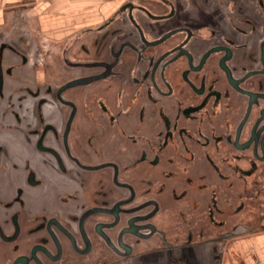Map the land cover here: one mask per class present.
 Returning <instances> with one entry per match:
<instances>
[{
    "label": "flooded vegetation",
    "instance_id": "1",
    "mask_svg": "<svg viewBox=\"0 0 264 264\" xmlns=\"http://www.w3.org/2000/svg\"><path fill=\"white\" fill-rule=\"evenodd\" d=\"M260 234L264 0L0 14V264H244Z\"/></svg>",
    "mask_w": 264,
    "mask_h": 264
},
{
    "label": "rangeland",
    "instance_id": "2",
    "mask_svg": "<svg viewBox=\"0 0 264 264\" xmlns=\"http://www.w3.org/2000/svg\"><path fill=\"white\" fill-rule=\"evenodd\" d=\"M8 1L0 0V14L14 11L36 12L38 10L45 12H106L125 0H60L62 4H59V0H36V4H17L10 2L11 0L10 3ZM52 1L58 4H52Z\"/></svg>",
    "mask_w": 264,
    "mask_h": 264
},
{
    "label": "crops",
    "instance_id": "3",
    "mask_svg": "<svg viewBox=\"0 0 264 264\" xmlns=\"http://www.w3.org/2000/svg\"><path fill=\"white\" fill-rule=\"evenodd\" d=\"M10 1V0H9ZM8 1V2H9ZM12 3L17 4H36V0H11ZM9 2V3H10ZM52 4H58L55 2H51ZM59 4H62V2L59 0ZM69 5V4H68ZM34 8V7H33ZM37 13H53V12H45L42 10L36 11ZM55 12V11H54ZM67 12H73V11H67ZM58 13H64V12H58ZM74 13H78L74 12ZM57 26H60V24H56ZM243 248H244V254L242 257L238 258V263H244V264H264V234H260L258 237H256L254 240H244L243 241ZM229 259V264H232Z\"/></svg>",
    "mask_w": 264,
    "mask_h": 264
}]
</instances>
